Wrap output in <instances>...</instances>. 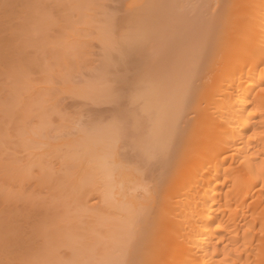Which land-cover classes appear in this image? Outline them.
I'll return each mask as SVG.
<instances>
[{"label":"bare ground","instance_id":"1","mask_svg":"<svg viewBox=\"0 0 264 264\" xmlns=\"http://www.w3.org/2000/svg\"><path fill=\"white\" fill-rule=\"evenodd\" d=\"M2 1H7V0H2ZM47 1H50V0H36V1L30 0L29 3H27V5H24L26 6L25 10H29L30 12L25 11L26 13L24 12V14L26 15V17H28L29 15H32L29 17L30 18L33 17L34 19L37 18V20H39L41 19L40 16L38 15L37 17H35L36 14L35 13L32 14V13L36 12L37 10L38 11L37 14H39L41 13V10H40L41 7L42 8L44 7L43 9L44 13H41L40 15L41 17L45 15L43 18V21L44 20L50 21V17L48 16V13H47L49 12L48 10L50 8H49ZM109 1L110 0H108L107 2L109 3ZM170 1L168 2L169 5L172 7L170 3L172 2L173 4L175 3L174 7L177 6L176 7L177 10L180 7L181 11L178 10V12L183 15L184 13H187L186 11L189 9V6H191L192 9L190 8V10L193 11L191 13L194 14V17H196V20H198L197 16L200 17L201 15H205V13L207 14L208 11H210V14L212 15H216V14L220 15V19L218 22H216V25L213 24L214 26H216V28L212 27L213 28L212 32L208 29L211 32L210 35L213 33L212 38L214 39L209 38V37L207 38L212 39V41L213 40L214 41L213 43H211L212 42L211 41L208 44L209 45L208 46L209 50H207L208 59L206 62L202 63L203 64V66H201L202 70H199V72H197L194 78L191 77L194 80L193 82L194 86L191 85L192 87H190L189 85L190 80L184 81L187 85L184 82H182L183 85L180 84L181 82L179 83L180 85L179 84L177 85V82H176L178 89H180L179 86L180 87L182 86L185 87V85L187 86L184 89L186 92L183 91L182 93L181 91L182 98L172 99L175 96H173V94L170 93L171 91H169L168 89L164 87L162 89L163 92L162 90L159 91V92H162L160 96H162L163 94L162 98L161 99L157 98V99H160L161 101L154 98L153 93L155 95L159 89L157 87H154L153 84L155 83V86H156V84L160 83L162 80L166 81L164 79L166 77L163 78L162 74H160L162 77L159 78V82H158V77H156L157 80L153 78L156 76V74L155 76H150L149 73L144 74V72H146L148 69L146 67L147 64H143L144 62H147L145 61V58H144V62L142 61L143 63L142 62L137 63V61H135L136 59L135 57L137 55L134 54L135 55L134 59H131L130 57L133 58L132 54L130 53L129 55L128 54L129 52L125 50L127 48H128L127 50H129L128 43L130 42V39L132 38L134 41H133V44L132 45L130 44V45L131 47H133V45L136 46L134 44L135 37H133L132 35V38H131L129 37L130 35H127L130 32L128 33L124 32L125 28L128 29V27L127 26L125 27V25L126 24L128 25L131 22V19H128L129 14H127L128 15L127 17H124V18L122 17L121 18L122 21L121 19L120 21H118L122 23V24H119V26L121 25L120 27L121 30L124 25V29L122 31L118 30L121 33H118V31L117 33L116 31H113L114 34H116L118 37H115L112 31H109V29L111 28L113 30L114 28H117L115 27L116 22L115 23L112 22L113 17H115L114 16L115 13L112 14L110 12L113 15V17L111 15L112 17V19H110L111 23L115 24L111 27L110 25L107 26L108 24L106 25V23H109L110 21L105 20V16H103L104 20L108 21L105 23V25L106 27H109V28L107 29L105 27L106 28L105 29L104 26L102 25L103 28L102 29L100 28L101 30L98 29L99 31H96L97 37L95 40L99 42L98 45H100L101 47L102 53L100 54L102 55V59H101L102 62L100 66H97V68H94L96 66L95 65L91 69L92 70L96 69L97 77L96 75L94 76V78L91 76H88L89 78L85 79V82H83L84 78H80V80L81 79L82 80L81 81L78 80L79 84H78V81L77 82L75 81L76 82L75 83L72 80L74 77L71 78L73 74L72 72H74V69L76 68L78 69V66H79L78 63L82 64L83 60L84 62L90 61L91 63V60L88 58L89 55L86 53L88 56L86 55L87 57L86 56L83 57L84 59L82 61H80L82 57L81 58L77 57L79 61H76L75 64L77 66L73 68L72 65L74 64L70 65V62H73L74 59L70 61L66 58L67 61L69 62L68 63L66 62L65 57L63 59V56L60 51H59L61 54V55L59 54L60 56L58 55L59 53L58 51L57 52H54V51L46 52L47 47L45 46V49H46L45 50L43 48L44 45H42L43 47L40 45L41 43L39 44L41 47L40 46H37V47H40V49L41 48L43 49L41 50V52L42 51L44 52V50L45 52L40 54L41 53L40 49L37 48V50L35 51H38V53L37 52L36 53L38 55L39 54L42 55L38 57L40 58L43 57V54H46V56L48 55V59L43 57V60L46 59V62L44 63L43 71H42V68H40L41 69L40 72L42 73H40L39 75L40 76L42 75L41 76L43 77L42 79L41 77L37 79L32 76L30 81L27 77H26L27 79L24 77L25 80L21 81L23 77H17V81H18V78L19 79L21 78L20 82L18 81L16 83L15 81L16 85L14 86L13 84L11 85V82L9 85H7L9 83V80H6L7 75L9 77L10 75L12 76L13 74L16 75L15 73H19V76L20 75L22 76V73L20 71L27 73L26 70H30L29 68L31 66L28 67L25 65L26 67H28V69L25 68L23 71V68L25 66L23 67L22 64L24 63L23 60L24 58L26 59V57L24 58L22 57L21 59L22 64H21L20 59L18 60L20 61L19 63L17 61L18 64L17 63L16 64L19 65V67L16 66L15 68L14 67L11 68V70H13L18 67L17 70L20 68L19 72L15 70L14 72L11 73V70H10L9 72L10 75H9L8 68L10 69L11 67L10 65H9L10 67L8 68L6 67L8 71L6 69H3V70H6V73H4L3 78L5 77L7 84H5V86L3 87L4 85L2 84L3 82H0L3 87L2 88L0 86L1 87L0 88V113H1L0 114V149L5 148L3 145L5 141H7L9 138L11 139L12 137H15L17 139L19 148H21L23 152H27L26 154L28 156V159L19 160L18 162L13 161L12 160L13 158L11 159L12 161L7 160L10 163L8 166L9 167L8 170L6 169L7 165L6 166L4 165L5 166L4 167L2 164H0V170H1L0 173L2 172V169H4L5 171L4 174L6 175L7 173L6 176L10 174L11 182H14V184H15V179L19 180L18 182H21L20 180H22V182H25L28 180L26 178L29 176L33 166L36 163H39L41 165H40V169L36 171L37 173L39 172L37 174L38 178L36 177V179H38L37 180L38 182L40 179V182L39 184L37 185L35 184V185L39 186L42 184L41 186L43 187V185L44 186L47 185L45 183L46 182L48 183L49 179L56 177L55 175L53 176L54 174L53 172H52L53 174L50 173L53 170L55 172V169L51 170L52 166L49 164L51 161L54 160V159L52 160V158H54L55 153H57L56 157L57 155H60L59 157L55 158L56 160L58 159L57 160L58 162L56 161L57 162L56 164L58 165V166L56 165L57 167L56 172H57V176L59 177V179H60L59 175H61L62 173L61 171L65 169L64 171L66 172V169L68 167H70V169L72 168L71 174L70 172L69 174L67 173L69 175L68 177L65 176L66 174L64 175L63 173L62 178L64 179H62L61 181L58 180L59 182L57 181L59 183L58 186L61 185L60 183H62L61 186L64 188H61V186L57 188V183L55 184L56 186L53 184L56 178H53L55 179L53 182H52L53 179L50 180L51 182H49L51 186L52 184L55 186V187H52L53 189L48 183V186H50L48 187L50 188V192H51V189L52 191L56 189L55 191H53L55 192L54 196H56L54 197V199L55 198L60 199V201L55 199V201L59 202V203L57 202L58 203L57 207L55 205L56 204L55 201H54L55 204L51 201L49 203L51 204L50 207L55 206L57 208V210L54 209L53 212H51V214L53 213L52 216L57 215L56 217H58L59 215V218L54 217L55 221L57 220L56 223L52 225L48 224L47 226L46 225L47 223L45 222L50 221L52 216L50 218L48 217V219L50 220H46L41 225V228L44 225H45V228L49 227L50 225L51 227H53V225L56 226L54 227V229L53 228L52 229L48 228L49 230L47 229L51 233L49 235L47 234L48 231L45 232L43 230V232L46 233L45 235V233L42 232L44 234V237L45 238L47 237V239L44 238L46 241L42 240L41 241L42 243L40 241H37V244H41L44 246L41 249L42 251H40L41 254L43 255L41 256V254L39 255V253H37L36 258L38 257L39 259L38 258L35 259L34 263L30 261L31 259L29 260L27 259L28 261L25 260L24 258L26 257V255L25 257L23 256L24 257L23 258L22 255L19 256L18 254L20 258H18L17 256V259L22 260L25 263H28L30 261L33 264H36V263L37 264H264V0H180V1L178 0L176 2H179L177 3L179 4V7L178 5H176L175 1L173 0H170ZM15 2L17 1H14L12 3H15ZM121 2H123V0ZM12 3L10 2L9 5ZM21 4L23 5V3ZM119 4H122V3H119ZM119 4H117L116 6H118ZM129 4H130L129 2H125L124 4L126 6L125 9L128 10V12L132 15L131 13L132 11L128 9ZM22 5L20 7H22ZM78 6L80 7L81 5L76 4L74 5V7L71 6L73 7L72 11H74V8L77 9ZM107 6H109V4ZM84 7H87V6L84 5ZM13 9L14 8L10 10H13ZM22 9L24 10V7ZM78 9L80 10V8ZM142 9H144V7ZM79 10H75V11L79 14ZM106 10H105V13L107 12ZM116 10H118V8ZM116 10L114 12L118 13V11ZM205 10H207V12H205ZM189 12L190 11H188V13ZM108 14H107V18H108ZM80 15H82V13ZM115 15L117 19V17L119 16H117V14ZM181 16L179 18L180 21H181ZM207 16L205 17V19L206 18L210 19L208 17H211V16H208V17ZM26 17L25 18L23 17L24 24L25 23L28 24ZM202 17L204 18V16ZM30 18H28V21ZM203 18H201V21L203 20ZM214 18L216 19V16ZM86 19L87 18H85V20ZM169 19L170 18L168 17V20ZM189 19H191V17ZM215 19H214V23H215ZM37 20L33 21L32 19L31 21L37 22ZM170 20L173 22L171 21L169 22L174 24L175 20H172V18ZM196 20L194 21L196 22ZM54 21L55 19L53 20V22ZM66 21L69 22L68 19ZM23 22L20 24L23 25ZM33 22L29 21V27H30V24H33ZM39 22H41L42 24V19L41 21L39 20ZM188 22L189 20L187 21V23ZM205 22L206 23L209 22L211 24V19L205 20ZM79 23L81 22L79 21ZM202 23H200L201 25H199V29L202 26ZM204 23H203L204 29H207L205 28L206 23L205 24ZM103 24H104V21H103ZM33 25H31L32 28L34 27ZM84 25L86 27H83ZM84 25L82 26L84 30L80 26L81 30L88 31V29L90 30L92 29V27H90V22L87 21L84 23ZM198 25L195 26L197 30H198ZM25 26L27 27V25ZM25 26L24 25L19 26V27H24V28H21V32L23 30L22 35H21L23 37L22 43L25 39L27 43L32 42V44H36L37 43L36 40L39 37L35 33H41L42 29L39 30L40 27H37L38 31H36L37 28L35 29L36 32L34 33L30 31L31 34L36 35L38 37V38L36 37V40H35L34 37L33 38L31 37L33 35L29 36L30 34L28 33L29 35L27 36V32L29 31L28 30L29 28H27L28 30L27 31L25 30ZM72 26L73 28H75V30L79 31V27H77L76 25H75L76 27L74 25ZM181 26L180 28L182 29ZM189 27H193V26L189 25L186 27V29L185 28L183 29L188 30L190 29ZM173 29L175 30L176 33L177 31L178 32L181 31V30L179 31V29L176 30V27ZM44 30L45 29L43 28V31ZM167 30L169 31V29H166V31ZM68 32L69 33L71 32V35ZM175 32L170 31V33H175ZM65 33L68 34V37L65 40L68 39V41L69 40L70 42L72 41L71 43L76 42L77 44L76 43L75 44L77 45V47H74V48L76 49V51L81 52V53L78 52L79 53L78 55H81L84 49H86L85 44L89 43L88 41H86V39L84 38L82 39L84 35L80 36L81 33L77 35L78 34L77 31L76 32L67 31ZM166 33H168L166 35L170 34L169 32H166ZM182 33L184 34L183 30H182ZM17 34L19 33L17 32ZM24 34L25 36H23ZM42 34H40V36ZM202 34L203 35H200V37L202 36L203 38L205 35L204 33ZM139 35L142 37L141 33ZM185 35L187 34H184V36ZM188 35L186 36L187 38L189 37ZM25 37L26 38L28 37L27 39H29L30 37L31 38L27 40ZM68 41L67 43L69 44ZM168 41H167L168 43H166V40L164 42L165 44H168V45L171 44L169 46L170 49H168L169 47L168 45H166L167 47L163 48L164 49L163 51L159 47L160 54L157 52L158 53L157 56L155 53H152L151 59L152 57L154 58L151 60L152 61L151 65L153 67H156V65L158 64V62H156L155 60H157L158 56L160 55L162 58L166 57L167 62L165 59L164 61L167 64L169 63L172 64V62L176 63L175 62L177 60L176 58H178L177 60L178 62L176 63V65L179 63V61L180 63L181 62L183 63L184 58H185V61L188 58L187 53L189 52H187L186 54L184 53L182 54L180 53L181 50L179 51V54L186 55V57L181 59L179 54L177 53L178 51L176 52V50L174 54L176 57L172 56L174 53L173 52L174 48H172L173 43H171L172 41L169 38H168ZM197 42H196V45H199L197 44ZM206 42L207 40L204 39L203 43L205 44H203V46L205 45V47H207L206 44L208 43ZM67 43L65 42V45ZM147 44H149V42ZM125 45L127 47H125ZM34 46L36 45H33V47ZM25 47L27 49L28 45H26ZM29 47H32V46H29ZM79 47L81 48V50H78ZM70 51L72 50L70 49ZM185 51H187L186 48H185ZM201 51L202 50H200L199 54L203 53L204 50L202 52ZM53 52L57 54L58 57L57 55H53ZM73 52H74V49H73ZM89 52L90 51H88V53ZM116 52L118 53V57L117 56L115 57V55H117ZM130 52L132 51L130 50ZM135 52H138V51H135ZM144 52L143 50L141 51L139 49V52L137 54L140 57L141 54L143 53V56L145 54V57H147L146 53ZM50 54H52L53 56L57 58L50 57L52 56ZM164 54L165 55L167 54V56H169L170 59H168L167 56H163ZM199 54L198 56H200ZM71 55H72V52H71ZM192 56H194V54H192L191 57ZM94 57L96 58V56ZM59 58L60 60H58ZM194 58L195 57H193V59ZM198 58H201V57H198ZM53 59L55 62L54 64L56 65H58L57 64L58 61L60 62L59 64H61V62L62 64L64 62H66V64H69V65H66L64 63V65L62 64H61L62 66L60 65L61 67L68 66L67 70H69L67 71L68 73H65V74L63 73V75L61 76V81L58 78H56L58 77L57 73H54L55 71L58 70V68H55L57 70H54V71L51 69L52 68L51 66L54 64L51 63L52 65H50V62H52ZM61 59L64 60V62L61 61ZM148 59L150 61V57ZM12 60L14 61V59ZM28 60H26L25 62H28ZM55 60H58V61H55ZM137 60H139L138 57H137ZM140 60H142V58ZM30 61L28 62L30 65L34 64L33 57L32 59H30ZM117 62L121 65L128 67L126 68V70H125V67H123L125 70V76L123 75L124 73L120 74L123 70L118 71L116 69L117 67L119 69L121 68L120 66L117 65ZM198 62H201V61L198 60ZM129 63L131 65H136L135 67L133 66L134 68H137L141 64L145 65L144 67L145 69L143 68L144 72L141 69H139L140 73H138L137 71H133L134 68L131 69L129 66L130 65ZM153 63H155V66L153 65ZM115 64L117 67L115 66ZM171 64H169L168 66H170ZM180 65L179 67L181 68ZM193 65L194 64L192 63V66ZM70 66L72 67L70 68ZM113 66H115V69H114L115 71L111 70ZM183 66L181 68L182 71L185 69V73L186 75H188L187 72L191 71V68L190 70L186 72V68L183 69ZM171 67L173 68V65ZM33 68L34 67H32V70ZM138 68H140V66ZM97 69L100 71H98ZM129 69L131 70L130 74H132V72H137L138 73V74L136 73L137 76H135V73L132 74L133 76L131 75L132 77L130 76V74L128 76L127 71ZM151 69L153 68H150V70ZM92 70L90 71V73L92 72ZM158 70H161V69H158ZM192 71H194V69ZM29 72L30 71H28L27 76L30 75L31 72L30 73ZM149 72L151 73V71ZM155 72H159V71H155ZM69 73H72V74H69ZM141 73L142 75L144 74V76H142ZM2 74L3 73H0V77L2 76ZM54 74L58 82H54L52 80V78H54ZM81 74L82 73H80V75ZM24 75L25 74H23V76ZM39 75L37 74V76ZM111 75L112 77L114 76L112 80L110 78ZM126 75L128 76V78L131 77L130 78L131 80L128 78H125ZM146 75L148 76L145 77ZM190 75L193 76V74H190ZM190 75H188L189 78H190ZM16 76L15 77L12 76V77L16 79ZM138 76H142V77H138ZM188 76H186L187 79H188ZM77 77L75 76V78ZM86 77H87V74H86ZM148 77H150L149 78L150 81L154 83L151 84V82L148 81L149 80ZM182 77L183 79L181 81L185 79L184 78L185 76H182ZM143 78L144 80L146 79L145 82ZM56 79L54 80L56 81ZM90 79L92 80L90 81ZM126 79L127 81L129 80V82L131 81L135 82V80L137 79L138 80L132 85L129 84V87L127 89L123 86L129 83L126 81ZM175 79H176V76H175ZM5 80L1 79V81H5ZM86 80L89 82H87ZM35 81L36 82L38 81L37 84L35 83ZM138 81H140V83H138ZM164 81H162L163 84L161 82V85L170 86L169 83L165 84L167 83V81L166 82ZM186 81H189V82H186ZM111 82L114 83V88H111L113 87V85L110 84ZM123 82L124 83L126 82V83L124 84ZM117 84L118 86L121 85L123 88H125V90H128L127 92L129 95L127 94L128 97H126V101L125 99L123 100L126 103L123 102L122 104H120L121 102H119L122 98L121 94H124L123 96H126L125 95L126 91L122 89V87L120 86L121 91H124V93L120 94L119 93L120 91L117 89L118 88ZM144 84H146L147 86ZM115 86H117V88H115ZM31 89L32 90L39 89L41 92L39 91L38 93V90L34 92L41 94V95H43V90H44L45 95H43V97L39 96L41 97V100H42V102L40 101L42 103L41 105L39 104L38 106L37 104H35V100L37 99L36 101H38L39 97L36 98L37 95L36 97L33 96L35 94L30 93V92H33ZM113 89H114V92H113ZM153 90L154 91L156 90V91L154 92ZM188 90H190L191 92ZM117 91H119L118 93L120 94V96L113 95L115 92L117 93ZM23 92L26 93V95ZM164 92H166V95L168 94L169 96L170 95L171 96L170 97L168 95H167L168 97L164 96L165 94ZM155 96L156 97L159 96V93H157ZM23 97L26 100H24ZM26 97H30V100H27ZM65 97L66 98L68 97L67 100H70L71 97H72L71 98L72 100L75 97V101L78 100V98L79 100L81 98V99H84V102L87 100L86 102L89 103L90 105H92L91 103H93V105L96 103L99 106H102L103 104L99 101L102 98L104 99V101H106V103L107 102L109 103L111 98H114L113 99L114 101L118 99V101L116 102H117V105L119 102V105L117 107L116 103L115 105H110L111 103L109 104L110 105L109 107L114 106L113 108H116V109L115 110L113 109L115 112L114 111L112 112L114 113L112 112H111L112 114L110 113L111 116L108 115L111 117V119H108V118L106 119L108 121L109 120L111 121L108 124H107L108 121L106 120L104 121V118H105V115L107 116V113L110 112L108 111L109 107L107 108L108 110L105 109L104 118H103V113L101 114L100 112L99 117L101 119L96 118L98 117L99 110H97L98 112L91 111L93 113H90L89 110H94V109H89L87 111V109H84V108L83 109L86 110L88 113V114L86 113L87 115L95 113L94 115H96V117H93L92 115L83 116L82 113L84 112L80 113L81 112L80 110L82 109L80 108L79 110L80 112L73 113L71 111L73 116L76 118L74 117L71 118V117H68L67 115L66 117L71 118V119H67L63 117L66 114L65 113L66 108L68 110V107H67L68 104L66 103L67 100L65 99ZM164 97L165 99L166 98L167 99L166 100L163 99ZM105 99H109V101ZM62 100L63 101L66 100L64 102L67 105L63 104L64 102H61ZM88 101H90L91 103ZM98 101L101 103V105ZM26 102L28 103L30 102V103L28 104ZM31 102H33L36 106L33 105V103ZM16 103L17 104L19 103L18 107L20 106V103H21V108L23 109L17 108ZM47 103H49L48 105L50 106H48ZM45 104L47 105V107L45 106ZM28 105L30 106V108L34 107V110H31V109L28 110L29 109ZM61 105L65 106L66 108H62L63 106ZM99 106L97 107L99 108ZM24 107L26 110L24 109ZM49 108L50 110L52 108L54 113L52 110L49 112ZM174 108L176 109L179 108V110L182 109L180 110L182 111V117L179 116L181 114L177 112L178 109L176 111L178 113V116L176 115V113L174 112L175 110H173ZM185 108L186 109L189 108V109L185 111ZM15 109H19V110H15ZM37 109L39 110L42 109L44 110V112L42 110L39 111ZM46 109L48 110V113ZM100 109L102 110V108ZM170 109H172V111L175 113L176 115L175 117L173 113H171V116H170V112H171ZM22 110H25L24 113H21L23 112ZM169 110L170 112L167 117L165 113L168 112ZM26 111H28L29 113L36 112L35 113L36 115L32 113L29 114ZM60 112L61 114H59ZM62 112H64L65 114L64 113L62 114ZM71 112L70 113L67 112L69 116L71 115ZM16 114L17 116L18 115H21V116H19L15 120L17 116L15 118L13 117ZM53 114H55L54 116H56V118L58 114L57 122L60 118L58 123L54 121L56 118L54 117L53 119ZM85 116L88 117L89 119H87ZM164 116H166L168 120L165 121ZM25 118H27L26 119L27 121L29 120L28 121L29 124L27 123ZM51 118H52V121H54V123H57V124H54L51 121ZM83 118H86V119H84L83 121ZM94 118H96V120ZM179 118L180 120H178ZM72 119L73 121H70ZM118 119H120L121 121L119 122ZM170 119L171 120L173 119V121H170ZM85 120L87 122H85ZM174 120L178 121L179 123L181 121L182 125H180L179 127L178 122L176 123L174 122ZM168 121L176 123L175 125L177 126L173 127V125H170L171 123ZM98 122L99 123L102 122V123L99 124ZM103 122H106V124ZM52 123L54 124V126L52 125ZM55 125L57 126L55 127ZM168 125L170 126V128L166 129L165 126L167 127ZM171 126L174 129L173 128L171 129ZM178 127L180 129H177ZM11 129H12V133H11ZM35 144L36 146H34ZM126 147L130 148L133 153L131 152L132 154H129L128 152H130V150L127 149ZM123 148H126L125 149L126 152L128 153V155H131V156L126 155L127 153L124 155L125 151ZM122 150L124 153L122 152ZM1 151L4 152L5 150L1 149ZM47 154H50V155H47ZM6 155L7 153L5 151V153H3V155L0 156L1 159L4 158V157L2 158V156H6ZM44 155L45 156L47 155V156L45 157ZM163 156H164V159H163ZM34 157H38L37 158L38 160L36 159L34 160ZM44 157L47 160H45ZM6 158L9 159V157H6ZM48 159H51V160L49 161ZM43 161L44 162L47 161L46 163L49 162L48 163L49 167ZM42 162L45 164L46 169ZM1 165L3 166L2 168H1ZM49 168H50V171L47 170ZM48 173H50L49 177H48ZM35 174L36 173H34V175ZM36 179L34 180L35 182H36ZM2 180L4 179L1 178L0 181ZM66 180H68L67 184H66ZM34 181H31V183L32 182L34 183ZM0 184L2 185L1 182ZM63 184H65L66 186ZM16 185L18 186L19 183ZM10 186H12V184H10ZM28 186L29 184L28 185L24 184V188L22 186L19 189L21 190L24 189L23 192H25V189ZM36 186H34V188ZM5 187L6 189H9V187L7 188V184H5ZM5 187L3 190H5ZM12 187H13L12 190L14 193L13 196L15 200V198L17 199V197L18 196L20 197V195L18 194L19 192L17 190L18 187L16 186L15 188L14 186ZM29 187H28V190H29ZM45 188H46V191H45ZM45 188H41L42 191L44 189V192H45V195L42 194V196L43 198L45 196V199L47 201V198L49 196L46 198V193H49L48 192L49 190L47 186ZM31 190L32 189H30V191ZM10 191H11V187H10ZM37 192L38 191L36 189V193ZM53 192L50 194L51 196H53ZM30 193L31 192L28 191L27 194H30ZM40 193H37V195L38 194L40 195ZM27 194L22 193V196L24 195L26 198ZM2 195L4 196L3 200L7 199L5 198L6 192H2L0 196L3 197ZM13 196H11V199H13ZM24 196L21 197L20 199L24 198ZM33 196H36V195L33 194ZM28 198L25 199V201L26 200L28 201L29 200ZM43 198L41 200L42 202L44 201L45 203V200H43ZM11 199L9 198V200ZM48 199H52V198H48ZM17 200H19V198ZM17 200L15 201L16 203L18 202ZM35 201L37 200L35 199ZM29 202L32 203L33 201L29 200ZM44 203H42V205ZM52 203L54 204V206ZM33 204H35V202L32 203L31 205ZM49 204L46 203L45 204L46 206L43 205L46 207L45 209H47V212L50 211V210L48 211ZM58 205L60 208L58 207ZM39 207H41V205ZM32 209L35 211L34 208ZM57 211H60V212L58 213ZM21 217L23 218V216ZM23 219L22 221L24 222L25 220ZM45 219H46V216H45ZM23 222H19V224L20 223L22 224ZM50 222L52 223V221ZM36 223L34 222L33 225ZM82 223H84L85 226H87V228L81 229V227L83 226L81 225ZM36 225L35 227H37ZM17 226H18V223H17ZM14 227H11L12 230ZM4 229L2 228V230ZM33 229L30 231L31 234L34 233V232L32 233V231H35ZM36 229L38 231V227ZM83 229H84V232L82 231ZM23 231L24 230H22L21 232ZM39 231L41 232V229H39ZM5 232L7 233L8 230ZM12 233L14 232H11V234ZM7 235L9 234L5 235L4 233V236H7ZM18 237L19 239H21L20 236ZM36 239L37 238L35 236V240ZM2 240L5 241L3 238ZM28 241H31V239L30 240L28 239ZM27 243H30V245L27 244L29 245V251H30L31 250L30 246H32L31 243L33 242H27ZM5 244H7V242ZM5 244L2 243V245H5ZM39 246L40 245H37L38 248ZM30 252L31 254L33 252L35 253V251L33 252L30 251ZM61 252L62 253L64 252V253L62 254ZM14 254H17V252ZM34 256L35 254H33L32 257L30 256V258H33ZM21 257L24 260L21 259ZM17 259L15 258L13 260H17ZM36 260H38V262ZM16 264H19V263L16 262Z\"/></svg>","mask_w":264,"mask_h":264},{"label":"rangeland","instance_id":"2","mask_svg":"<svg viewBox=\"0 0 264 264\" xmlns=\"http://www.w3.org/2000/svg\"><path fill=\"white\" fill-rule=\"evenodd\" d=\"M12 3V2H14V1H17V2H15V3H12V4H10L9 5V3L10 2ZM20 1H21V3H23V5L20 3ZM28 1V2H27ZM29 1L30 0H24V1H22V0H7V1H2V0H0V36H1V34H2V36L0 37V73H3L2 74V76L0 77V82H3L2 84H4L3 85V87L5 86V84H7V81L6 80H9V83L7 84V85H9L10 84V82H11V85L13 84V86L14 85H16V83L19 81L20 82V79L18 78V81H17V77H23L22 78V80L21 81H23V80H25V78L27 77L28 79H29V81H30V79H31V77L33 76L34 78H39V77H41L39 74L40 73H42V72H40V68H42V71H43V68H44V63L46 62V59H48V55L46 56V54H43V57L44 58H46V59H44L43 60V57H38V56H42V55H40V54H42V53H44L45 52V50H46V52L48 51H54V52H61V54H62V56H63V59H64V57H65V59L67 58L68 60H73V62H70V65L71 64H74V65H72L73 66V68H75L77 65L75 64L76 63V61H79L78 60V58L77 57H82L81 58V60L80 61H82L84 58L83 57H85L87 54L89 55H87L88 56V58L91 60V63H90V61H88V62H84V60L82 61V64H80V63H78V69H77V71H76V69H74V72H72V73H69V74H72V76H71V78H73L72 80L75 82H77L78 80L79 81H81L80 80V78H84V81L83 82H85V79H88L89 77L88 76H91V77H93L94 78V76L97 74V72H96V69H94V68H97V66H100L101 65V62H102V55L100 54V53H102V51H101V47H100V45H98L99 44V42H97L95 39H96V37H97V34H96V31H99V30H101L102 28H103V26H104V28L106 27V25L107 26H109L110 25V27L111 26H113V25H115V27H117V28H114V30L111 28V29H109V31H112V33L114 34V32L113 31H116V33H117V31L118 30H120V31H122L123 29H124V25H123V27H122V30H121V25L119 26V24H122L121 22H118V21H120V19L123 17H127L128 15L127 14H129V18L128 19H131V24L128 26L127 24L125 25V27L127 26L128 27V29H126L125 28V30H124V32H130L129 34H127V35H130L129 37H131L132 38V35H133V37H135V45L136 46H134L133 45V47H131V45L133 44V38L132 39H130V42L128 43V47H129V50H127V49H125L126 51H128L129 53V55H130V53L132 54V56H133V58L132 57H130L131 59H134V57H135V55H137L135 58V61H137V63L138 62H144V58H145V61H147V62H142L143 64H147L146 65V67L148 68L147 69V71L146 72H144V67H145V65H142L141 63V65H139L140 66V68H134L136 65H131L130 63V65L129 64H127V65H129L130 66V68L132 69V68H134L133 69V71H137L138 73H140V70L139 69H141V70H143V72H144V74L146 73H149L150 74V76H155V74H156V76L155 77H153V78H155V80H157V78L156 77H158V82H159V78H161L162 76H163V78L164 77H166V78H168V79H166V78H164L166 81H167V83H165V84H170V86L169 85H161V82L162 81H164V80H160L161 82L160 83H158V84H156V86H155V83L154 82H151L150 81V77H148V81H150L151 82V84L152 83H154L153 85H154V87H157L159 90H158V92L157 93H159V96H155L154 95V93H153V96H154V98H162V96H163V94H162V96H160L161 95V93L163 92V87L164 88H166V89H168L169 91H171L170 93H172L173 94V96H175V97H173L172 99H179V98H182L181 97V94L183 93V91H185L184 89H185V87H187L186 85V83L184 82L185 80H190V87H192L191 85H193L194 83V80H193V78H194V76L197 74V72H199V70H202L201 68V66H203V64L202 63H204V62H206L207 61V54H208V52H207V50H209V48H208V44L212 41V39H214V38H212L213 36V33L210 35V33L213 31V28L212 27H215L216 28V26H214V25H216V22H218L219 21V19H220V15L219 14H216V15H212V14H210V11H208L207 12V10H205V12H207V14L205 13V15H201L200 17L199 16H197L198 18V20H196V17H194V14L193 13H191V12H193V11H191L190 10V8L192 9V7L191 6H189V9L186 11L187 13H184V15L183 14H181V13H179L178 12V10H180L181 11V9H180V7H179V4H177V3H179V2H176V1H178V0H173V1H175L176 2V5H178V10H177V6L176 7H174V4H173V2L172 3H170L171 5H172V7L174 8H172L170 5H169V1L170 0H153V1H151V0H123V2H121L122 0H110L109 1V3L107 2L108 0H50V1H47V3H48V5H49V12H47L48 13V16L50 17V21L49 20H44L43 21V18H44V16L45 15H43V17H41V13H44V7L42 8L41 7V13H39V14H37V10H36V12H33L32 14H36V16L35 17H37L38 15L40 16V18L42 19V24H41V22H39V20L41 21V19H39V20H37V18H30L29 16H32V15H29L28 17H26V15L24 14V12L26 11H28V12H30L29 10H25L26 8V6H24V5H27V3H29ZM36 1V0H35ZM61 1H63V2H61ZM70 1V2H69ZM90 1V2H89ZM92 1V2H91ZM119 3H122V4H119ZM180 1V0H179ZM4 2V3H3ZM9 2V3H8ZM26 2V3H25ZM60 2V3H59ZM66 2V3H65ZM72 2V3H71ZM88 2V3H87ZM106 2V3H105ZM125 2H129L130 4H129V6H128V9L129 10H131L132 12V15L128 12V10H126L125 9ZM150 2H151V4H150ZM163 2V3H162ZM165 2V3H164ZM171 2V1H170ZM31 3V2H30ZM32 3H33V1H32ZM67 3H69V4H67ZM74 3H76L77 5H81L80 7L78 6V8H80V10L77 8H74V11H72L73 10V7H74V5H76V4H74ZM103 3V4H102ZM112 3V4H111ZM119 4L118 6H116L117 4ZM124 3V4H123ZM149 3V4H148ZM20 4V5H19ZM51 4V5H50ZM59 4V5H58ZM72 4V5H71ZM85 6H87V7H84V5ZM109 4V6H107ZM115 4V5H114ZM5 5H7V6H5ZM22 5V7H20ZM62 5H63V7H62ZM64 5H66V6H64ZM90 5V6H89ZM122 5V6H121ZM163 5V6H162ZM4 6V7H3ZM14 6V7H13ZM71 6H73V7H71ZM112 6V7H111ZM115 6V7H114ZM24 7V10L22 9ZM58 7H60V8H58ZM71 7V8H70ZM108 7V8H107ZM121 7V8H120ZM124 7V8H123ZM144 7V9H142ZM12 8H14L13 10H10V9H12ZM56 8H57V10H56ZM62 8V9H61ZM66 8V9H65ZM68 8V9H67ZM84 8V9H83ZM95 10H94V9ZM106 8H107V10H106ZM118 8V10H116ZM123 8V9H122ZM140 8V9H139ZM146 8V9H145ZM148 8V9H147ZM154 8V9H153ZM169 8V9H168ZM55 9V10H54ZM60 9V10H59ZM98 9V10H97ZM103 9V10H102ZM112 9V10H111ZM137 9V10H136ZM176 9V10H175ZM23 10V11H22ZM39 10V9H38ZM75 10H79V14L75 11ZM82 10V11H81ZM85 10V11H84ZM105 10L107 11L106 13H105ZM118 11V13L117 12H114V11ZM150 10V11H149ZM157 10V11H156ZM159 10V11H158ZM170 10V11H169ZM176 12H175V11ZM10 11V12H9ZM19 11H20V13H19ZM56 11V12H55ZM66 11V12H65ZM81 11V12H80ZM93 11V12H92ZM125 11V12H124ZM135 11V12H134ZM148 13H147V12ZM188 11H190L189 13H188ZM13 12V13H12ZM25 12V13H26ZM40 12V11H39ZM59 12V13H58ZM88 12V13H87ZM117 14V16H119V17H117V19H116V15L114 14V16L115 17H113V15L111 14ZM134 12V13H133ZM150 12H151V14H150ZM169 12V13H168ZM12 13V14H11ZM23 13V14H22ZM82 13V15H80ZM97 13V14H96ZM109 13V14H108ZM143 13V14H142ZM157 13V14H156ZM163 13V14H162ZM173 13V14H172ZM174 13H175V15H174ZM179 13V14H178ZM191 13V14H190ZM21 14V15H20ZM63 14V15H62ZM89 14V15H88ZM91 14H92V16H91ZM103 14V15H102ZM107 14H108V18H107ZM122 16H121V15ZM137 14V15H136ZM148 14V15H147ZM167 14V15H166ZM191 16H190V15ZM193 14V15H192ZM208 14H210V15H208ZM18 15V16H17ZM22 15H23V17L25 18L26 17V19H27V22H28V24H24V20H23V17H22ZM51 15V16H50ZM70 15V16H69ZM110 15V16H109ZM111 15H112V17H113V19H112V17H111ZM131 15V16H130ZM144 15V16H143ZM150 15V16H149ZM155 15V16H154ZM182 15V16H181ZM211 16V17H208V16ZM15 16V17H14ZM59 16V17H58ZM66 16H67V18H66ZM103 16H105V20H108V21H110L109 23H106V22H108V21H105L104 20V17ZM140 16H141V18H140ZM143 16V17H142ZM174 16V17H173ZM176 16V17H175ZM180 16H181V21H180ZM185 16V17H184ZM186 16H187V18H186ZM202 16H204V18L202 17ZM208 17V18H210L211 19V24H212V26H211V24L209 23V22H205V20H210V19H205V17ZM216 16V19L214 18ZM19 17V18H18ZM52 17H53V19H52ZM69 17V18H68ZM76 17H77V19H76ZM97 17V18H96ZM158 17V18H157ZM162 17V18H161ZM168 17L171 19L172 18V20H175L174 21V24H172L171 22H173V21H171L170 19L168 20ZM183 17V18H182ZM191 17V19H189ZM215 19V23H214V19ZM13 18V19H12ZM28 18H30L31 20L33 19V21H35V20H37V22H33V21H31L30 19H29V21L30 22H33V24H35V25H33V24H30V27H29V21H28ZM39 18V17H38ZM71 18V19H70ZM85 18H87L86 20H85ZM107 18V19H106ZM135 18V19H134ZM140 18V19H139ZM144 18H145V20H144ZM156 18V19H155ZM201 18H203V20L201 21ZM218 18V19H217ZM22 21H21V20ZM52 19V20H51ZM55 19V21L53 22V20ZM64 19V20H63ZM68 19V21H69V19H70V23L69 22H67L66 20ZM84 19V20H83ZM110 19H112V22H116L115 24L113 23H111V20ZM116 19V20H115ZM159 21H158V20ZM179 19V20H178ZM196 20V22L194 21V20ZM156 20V21H155ZM167 20V21H166ZM184 20V21H183ZM189 20V24L187 23V21ZM191 20V21H190ZM15 21V22H14ZM79 21L81 22V23H79ZM84 21V22H83ZM90 22V27H92V29L90 30V29H88V31H83L84 30V28L83 27H86L85 25H84V23L85 22ZM102 21V22H101ZM103 21H104V24H103ZM121 21H122V19H121ZM130 21V20H129ZM158 21V22H157ZM169 21H171V22H169ZM198 21V22H197ZM23 22V25L25 26V25H27V27L25 26V30H27V28H29L27 31V36L29 35V36H31V35H33V34H31L30 33V31L32 32V33H34V32H36V31H38V28L37 27H40V29L39 30H41L42 29V32L41 33H35V34H37V36L39 37H37L36 35H33V36H31L32 38L34 37L35 38V40H36V37L38 38L37 40H36V42L38 43H36V44H32V42H30V41H28V42H30V43H27V41H25V39H24V41H23V43H22V40H23V37L21 36L22 35V32H23V30H22V32H21V28H24V27H19V26H23V25H21L20 23H22ZM26 22V21H25ZM47 22V23H46ZM76 22V23H75ZM94 22H96V23H94ZM184 22V23H183ZM186 22V23H185ZM193 22V23H192ZM204 23L205 24V28H207V29H204V25H203V23H202V26H203V28H202V26L200 27V29H199V25H201L200 23ZM37 23H38V25H37ZM39 23H40V25H39ZM58 23V24H57ZM105 23H106V25H105ZM162 23H163V25H162ZM165 23V24H164ZM183 23V24H182ZM192 23V24H191ZM198 23H199V25H198ZM45 24V25H44ZM68 24V25H67ZM71 24V25H70ZM146 24V25H145ZM148 24V25H147ZM188 24V25H187ZM214 24V25H213ZM31 25H33L34 27L32 28V26ZM47 25H49V26H47ZM63 25V26H62ZM72 25H76L77 27H79V31L78 30H75V28H73V26ZM84 25V26H83ZM100 25H101V27H100ZM103 25V26H102ZM135 25V26H134ZM150 25V26H149ZM182 25V26H181ZM193 26V27H189L190 29H188V30H184L183 28H185L186 29V27L187 26ZM196 25H198V30H197V28L195 27ZM209 25V26H208ZM46 26V27H45ZM60 26V27H59ZM64 26H66V27H64ZM75 26V27H76ZM83 28V30H81L80 28L81 27ZM93 26H95V27H93ZM164 26H166V27H164ZM172 26H173V28H175L176 27V30L177 29H179L180 28V26L182 27V29L180 28L179 29V31L182 33V30L184 31V34H190V35H188L189 37L187 38L186 36L187 35H185L184 36V34L182 33V35H181V33L180 32H178L177 31V33L175 32V30L172 28ZM179 26V27H178ZM45 29L44 31H43V28ZM132 27V28H131ZM134 27H135V29H134ZM150 27V28H149ZM151 27H153V28H151ZM171 29H170V28ZM211 27V28H210ZM10 28H12V29H10ZM31 28H32V30H31ZM37 28V29H36ZM59 28V29H58ZM68 28V29H67ZM101 28V29H100ZM107 29L109 28V27H106ZM105 28V29H106ZM163 28V29H162ZM33 29H34V31H33ZM35 29H36V31H35ZM76 29H78V28H76ZM86 29V28H85ZM99 29V30H98ZM166 29H169V31L167 30L166 31ZM204 29V30H203ZM211 31H209V30ZM15 31V32H13V31ZM24 30V31H25ZM62 30V31H61ZM65 30H67V31H77L78 32V34L77 35H79L80 33V36H83L84 35V37H82V39L84 38V39H86V41H88L89 43H87V44H85L86 46H85V48L87 49H84V51L82 52V54L81 55H78L79 53H81V52H79V51H76V49L74 48V47H77V43L75 44V43H71L70 42V40L68 41V39L67 40H65L67 37H68V34L67 33H65V32H67V31H65ZM200 30V31H199ZM208 30V31H207ZM215 30V29H214ZM8 31V32H7ZM120 31H118V33H121ZM153 31V32H152ZM170 31H172V32H175V33H170ZM186 31V32H185ZM12 32V33H11ZM17 32L19 33V34H17ZM60 32V33H59ZM166 32H169L170 34L169 35H166V34H168V33H166ZM195 32V33H194ZM14 33V34H13ZM29 33V34H28ZM42 33H44V34H42ZM69 33V32H68ZM141 33V35H142V37L139 35ZM202 33H204V37L202 38V36L200 37V35H203ZM17 34V35H16ZM39 34V35H38ZM40 34H42L41 36H40ZM62 34V35H61ZM70 35H71V32L69 33ZM96 34V35H95ZM194 36H193V35ZM195 34H197V35H195ZM210 36H209V35ZM89 37H88V36ZM135 35V36H134ZM144 35V36H143ZM168 36V37H166V36ZM207 35V36H206ZM16 36H18V37H16ZM23 36H25V34L23 35ZM54 36V37H53ZM56 36V37H55ZM76 36V35H75ZM92 36V37H91ZM94 36V37H93ZM114 36L115 37H118L116 34H114ZM140 36V37H139ZM11 37V38H10ZM30 37V38H31ZM88 37V38H87ZM139 37V38H138ZM178 37V38H177ZM184 37V38H183ZM207 37H209V38H212V39H208ZM16 38V39H15ZM26 38V37H25ZM28 38V37H27ZM26 38V39H27ZM29 38V39H30ZM59 38V39H58ZM141 38V39H140ZM147 38H149V39H147ZM159 38V39H158ZM168 38L172 41L171 43H173V47L172 48H174V50H173V55L172 56H175L174 54H175V50H176V52L179 54V51H180V53H184V54H186L187 52H189V53H187V59H186V61H185V58L184 57H186V55H181V54H179V56H180V58L181 59H183L184 58V62L182 63H180V61H179V63L176 65V63L178 62L177 60H178V58H176L177 60L175 61L176 63H173L172 62V64L171 63H169V64H171L170 66H168L169 64H167L166 62H167V60H166V57L164 58H162L161 57V55L160 56H158V61L157 60H155L156 62H158V66L156 65V67H153L151 64H152V59L154 58V57H152V59H151V55H152V53H155L156 54V56H157V54L160 52V48H161V50L163 51L164 49L163 48H166L167 46L166 45H168V44H165V40H166V43H168V42H170V41H168ZM186 38V39H185ZM29 39H27V40H29ZM69 39H71V38H69ZM140 39V40H139ZM182 39H184V40H182ZM187 39H189V40H187ZM204 39H206L207 40V47H205V45L203 46V44H205V43H203V40ZM33 40V39H32ZM51 40V41H50ZM65 40V41H64ZM182 40V41H181ZM197 40H198V42H197ZM34 41V40H33ZM67 41L69 42V44L67 43ZM153 41V42H152ZM160 41V42H159ZM168 41V42H167ZM200 41H202V42H200ZM214 41V40H213ZM213 41L211 42V43H213ZM4 42V43H3ZM52 42V43H51ZM64 42V43H63ZM65 42L67 43L66 45H65ZM95 42V43H94ZM149 42V44H147V43ZM151 42V43H150ZM157 42H158V44H157ZM162 42H164V43H162ZM196 42H197V44H199V45H196ZM205 42V41H204ZM34 43V42H33ZM41 43V44H40ZM42 43H44V44H42ZM48 43V44H47ZM84 43H86V42H84ZM83 43V44H84ZM92 43V44H91ZM138 44V46H137V44ZM181 43V44H180ZM28 45V47H27V49H26V45ZM31 44V45H30ZM42 46V45H44V49H45V46L47 47L45 50H44V52L42 51L41 52V50H43L42 48L40 49V45ZM75 44V45H74ZM131 44V45H130ZM145 44H147V45H145ZM163 44H165V45H163ZM202 46H201V45ZM33 45H36V46H34L33 47ZM69 45V46H68ZM91 45V46H90ZM130 45V46H129ZM141 45V46H140ZM160 45V46H159ZM162 45H163V47H162ZM171 44H169L168 45V47L170 46ZM29 46H32V47H29ZM37 46H40V47H37ZM51 46V47H50ZM52 46H53V48H52ZM79 46V45H78ZM152 46V47H151ZM184 46H186V47H184ZM191 48H190V47ZM193 46V47H192ZM196 46V47H195ZM70 47V48H69ZM92 47V48H91ZM125 47H127L126 45H125ZM124 47V48H125ZM131 47V48H130ZM139 47H141V48H139ZM151 47V48H150ZM160 47V48H159ZM189 47V48H188ZM194 47H195V49H194ZM198 47V48H197ZM202 47H204V48H202ZM14 48V49H13ZM23 48V49H22ZM37 48H39L40 49V54L38 55L37 53H38V51H35V50H37ZM80 48V47H79ZM78 48V50H81V48L79 49ZM98 48V49H97ZM142 51L143 50V52L144 53H146V56L147 57H145V54H144V56H143V53L141 54V58H142V60H140L141 58L138 56V52H139V49ZM144 48V49H143ZM185 48H186V50L187 51H185ZM200 48V49H199ZM50 49H52V50H50ZM57 49V50H56ZM61 49V50H60ZM70 49L72 50V51H70ZM73 49H74V52H73ZM154 49H155V51H154ZM168 49H170V47L168 48ZM206 49V50H205ZM4 50V51H3ZM63 50V51H62ZM93 50V51H92ZM130 50L132 51V52H130ZM166 50V49H165ZM190 50V51H189ZM200 50H204L203 51V53H204V55H203V53H200L199 54V52H200ZM17 51V52H16ZM88 51H90L89 53H88ZM100 51V52H99ZM135 51H138V52H135ZM197 51V52H196ZM201 51V52H202ZM10 52H12V53H10ZM37 52V53H36ZM53 52V55H57V54H55ZM60 52L58 53V55L60 54ZM71 52H72V55H71ZM77 52V53H76ZM79 52V53H78ZM94 52H95V54H94ZM135 52V53H134ZM158 52V53H157ZM166 52V51H165ZM171 52V51H170ZM8 53V54H7ZM87 53V54H86ZM161 53H163V52H161ZM168 53V52H167ZM176 53V54H177ZM35 54V55H34ZM60 54V55H61ZM64 54V55H63ZM67 54V55H66ZM93 56H92V55ZM116 54L117 55H115V57L117 56L118 57V53L116 52ZM135 54V55H134ZM150 54V55H149ZM160 54V53H159ZM170 54V53H169ZM188 54H189V56H188ZM192 54H194V56H192L191 57V55ZM198 54L200 55V56H198ZM205 54H206V56H205ZM13 55V56H12ZM50 55H52V54H50ZM50 56V57H55V56ZM58 55H57V57H58ZM59 55V56H60ZM70 55V56H69ZM74 55V56H73ZM77 55V56H76ZM139 55H140V53H139ZM197 55V56H196ZM201 55H203V56H201ZM30 56V57H29ZM67 56V57H66ZM86 56V57H87ZM92 56V57H91ZM94 56H96V58L94 57ZM155 56V55H154ZM163 56H167V54L165 55H163ZM171 56V57H172ZM178 56V55H177ZM178 56V57H179ZM182 56V57H181ZM14 57V58H13ZM22 57L24 58V57H26V59L24 58V63L22 64ZM32 57H33V62H34V64H32V65H30L28 62L30 61V59H32ZM36 57H37V59H36ZM57 57H55V58H57ZM68 57H70V58H68ZM75 57V58H74ZM137 57H138V59L139 60H137ZM150 57V61H151V63H150V61H149V58ZM168 57V59H170L169 58V56H167ZM176 57V56H175ZM193 57H195L194 59H193ZM198 57H201V58H198ZM203 57V58H202ZM11 60H10V59ZM29 60H28V59ZM40 58V59H39ZM60 58H62V57H60ZM60 58L58 59V60H60ZM79 58V59H80ZM94 58V59H93ZM98 58V59H97ZM206 58V59H205ZM3 59V60H2ZM12 59H14V61L12 60ZM21 60V64H22V66L24 67L25 65L26 66H31L29 69L30 70H26L27 71V73H25V72H22V71H20L19 69L17 70V68L19 67V65H17L20 61H18V60ZM35 59H36V61H35ZM67 59H66V62H68L67 61ZM117 59V58H116ZM164 59L166 60V62L164 61ZM193 61H192V60ZM26 60H28V62H25ZM41 60H42V62H41ZM58 60H55V61H58ZM198 60L199 61H201V62H198ZM8 61V62H7ZM17 61H18V63H17ZM61 61H63L64 62V60H62L61 59ZM97 61V62H96ZM98 61H99V63H98ZM154 61V60H153ZM154 61V62H155ZM170 61V60H169ZM183 61V60H182ZM31 62V61H30ZM50 62V61H49ZM66 62H64L65 64H66ZM93 62H95V63H93ZM160 62V63H159ZM187 62V63H186ZM194 64L193 66H192V63ZM7 63V64H6ZM17 63V64H16ZM51 63H55L54 62V59H53V61L52 62H50V65H52ZM60 62L58 61V65H56V64H54V65H52L51 67V69L54 71V70H57V69H55V68H58V70L57 71H55L54 73H57V76L58 77H56V78H58L60 81H61V76L63 75V73L65 74V73H68L67 71H69V70H67V67L68 66H63V67H61L62 65H64V63L62 64V62H61V64H59ZM69 63V62H68ZM93 63V64H92ZM135 63V62H134ZM185 63V64H184ZM189 63V64H188ZM16 64V65H15ZM20 64V65H21ZM88 64V65H87ZM97 64H99V65H97ZM133 64V63H132ZM136 64V63H135ZM162 64V65H161ZM181 64V65H180ZM188 64V65H187ZM200 64V65H199ZM11 67H10V66ZM61 65V66H60ZM66 65H69V64H66ZM87 65V66H86ZM96 65V66H95ZM117 65L118 66H120L121 68L119 69L117 66H116V64H115V66L117 67L116 69L118 70V71H122L121 73L120 72H118V73H120V74H122V73H124L123 75L125 76V70H126V68H128L127 66H124V65H121V64H119L118 62H117ZM126 65V64H125ZM153 65L155 66V63H153ZM173 65V68L171 67ZM179 65L181 66V68H182V66H183V69L184 68H186V72L188 71V70H190V68H191V71L194 69V71H189L190 72V74H193V76L192 75H190L189 74V72H187V74L188 75H190V78L191 77H193V78H189V76L188 75H186V73H185V69L182 71V69L179 67ZM187 67H186V66ZM199 65V66H198ZM16 66H18L16 69H13V70H11V68L12 67H16ZM21 66V67H22ZM22 67L23 68V71H24V69L26 68V69H28V67ZM72 66H70V68L72 67ZM93 66H95L93 69L94 70H92L91 68L93 67ZM115 66H113L112 67V69L111 70H113V71H115L114 69H115ZM132 66V67H131ZM134 66V67H133ZM161 66V67H160ZM175 66V67H174ZM177 66V67H176ZM8 67H10V69L8 68V70H7V68ZM32 67H34L33 68V70H37L36 72L35 71H33L32 70ZM89 67V68H88ZM123 67H125V70H124V68ZM195 67H196V69H195ZM199 67V68H198ZM38 68V69H37ZM60 68V69H59ZM65 68V69H64ZM72 68V69H73ZM144 68V69H143ZM150 68H153V69H151L150 70ZM155 68V69H154ZM177 68H178V70H177ZM179 68H180V70H179ZM3 69H6L7 71H8V73L10 72V70H11V73L12 72H14L15 70H17L18 72L20 71L21 73H22V76L20 75L19 76V73H15L16 75H12V76H16V79L14 78V77H12L11 75H10V73H9V77H8V75L6 76L7 77V79L5 80V77L3 78V76H4V73H6V70H3ZM63 69V70H62ZM82 69V70H81ZM88 69H90V70H88ZM100 69V68H99ZM135 69H137V70H135ZM157 69V70H156ZM158 69H161V70H158ZM3 70V71H2ZM22 70V69H21ZM34 72H32V71ZM62 70V71H61ZM71 70V69H70ZM92 70V72L90 73V71ZM98 70V69H97ZM116 70V71H117ZM154 70V71H153ZM16 71V72H17ZM28 71H30L29 73H30V77L29 76H27L28 75ZM72 71V70H71ZM98 71H100V70H98ZM130 71V72H129ZM149 71H151V73L149 72ZM155 71H159V72H155ZM161 71V72H160ZM178 71V72H177ZM76 72V73H75ZM82 73L81 75H80V73ZM94 72V73H93ZM96 72V73H95ZM128 76H129V74L131 73V70L129 69L128 71ZM126 72V73H127ZM137 72H132V74L133 73H135V76H137L136 75V73ZM142 72V71H141ZM154 72V73H153ZM174 72V73H173ZM180 72H182V73H180ZM195 72V73H194ZM20 73V74H21ZM39 75V76H37V74ZM60 73V74H59ZM85 73V74H84ZM137 73V74H138ZM159 73V74H158ZM169 73V74H168ZM172 73V74H171ZM177 73H179V74H177ZM23 74H25L24 76H23ZM32 74V75H31ZM34 74H35V76H34ZM78 74V75H77ZM86 74H87V77H86ZM90 74V75H89ZM98 74H100V73H98ZM132 74H130V76L132 75ZM144 74L142 75V73H141V75L142 76H144ZM158 74V75H157ZM160 74H162V76L160 75ZM175 74V75H174ZM177 74V75H176ZM183 74H185V75H183ZM83 75V76H82ZM123 75H121V76H123ZM126 75V77L125 78H128V76ZM166 75V76H165ZM173 75V76H172ZM43 76H44V74H43ZM60 76V77H59ZM75 76L77 77V76H79V77H77V78H75ZM133 76V75H132ZM131 76V77H132ZM134 76V77H135ZM142 76H138V77H142ZM148 75H146L145 77H147ZM169 76V77H168ZM171 76H172V78H171ZM175 76H176V79H175ZM182 76H185L184 78V80L183 81H181L182 79H183V77ZM186 76H188V79L186 78ZM12 79H11V78ZM25 77V78H24ZM90 77V78H91ZM96 77H97V75H96ZM114 77V76H113ZM112 75L110 76V78H111V80H112ZM130 77V78H131ZM138 77H136V78H138ZM26 78V79H27ZM43 77H41V79H42ZM55 78V74H54V78H52V80L54 81V82H58L57 81V79ZM130 78H128V79H130ZM152 78V77H151ZM152 78V79H153ZM1 79L2 80H5V81H1ZM33 79V78H32ZM54 79H56V81L54 80ZM132 79H134V78H132ZM141 79V78H140ZM175 79V80H174ZM92 79H90V81H91ZM131 80V79H130ZM138 80V79H137ZM137 80H135V82L137 81ZM143 80H144V78H143ZM143 80H141V81H143ZM146 80V79H145ZM145 80H144V82H145ZM193 80V81H192ZM196 80V79H195ZM14 81V82H13ZM15 81H16V83H15ZM32 81V80H31ZM40 81V80H39ZM79 81H78V84H79ZM87 81V80H86ZM126 81H127V79H126ZM166 81H164V82H166ZM5 82V83H4ZM38 82V81H37ZM37 82L35 81V83L37 84ZM75 82V83H76ZM82 82V83H83ZM87 82H89V81H87ZM127 82H129V80L127 81ZM135 82H133V81H131V82H129V83H127V84H125L124 82V84L125 85H123L125 88H127L128 89V87H129V84L130 85H132V84H134ZM147 82V81H146ZM157 82V81H156ZM176 82H177V85L180 83V84H182V82H184L185 84V87L184 86H182V87H180L179 86V88L180 89H178L177 87V85H176ZM186 82H189V81H186ZM138 83H140V81H138ZM110 84H112L113 85V87H111V88H114V83H110ZM148 84H149V82H148ZM162 84H163V82H162ZM179 84V85H180ZM120 85V84H119ZM144 85H146V84H144ZM183 85V84H182ZM0 86L2 87V85H1V83H0ZM111 86V85H110ZM117 86H118V84H117ZM117 86H115V88H117ZM121 86V85H120ZM120 86H118V90L120 91H117V93L119 92L120 94L121 93H124V91H121V88H120ZM147 86V85H146ZM194 86V85H193ZM0 87V88H1ZM2 87V88H3ZM122 87V86H121ZM153 87V88H154ZM125 88H123L122 87V89H124L125 90ZM156 88V89H157ZM117 89H115V90H117ZM155 89V88H154ZM187 89V88H186ZM190 89V88H189ZM32 90V89H31ZM36 90H38V93H39V89H36ZM35 89H33L32 91L33 92H30V93H32V94H35V95H33V96H35L36 97V95H37V97L36 98H38L39 96H42L43 97V95H45L44 94V90H43V95H41V94H38V93H36V92H34V91H36ZM160 90H162V92H159ZM191 90V89H190ZM190 90H188V91H190ZM126 92V96H123L124 94H121V96H122V98H121V100L119 101V102H121L120 104H122L123 102L124 103H126L125 101H126V97H128L127 96V94H128V90H125ZM154 91V90H153ZM152 91V92H153ZM156 91V90H155ZM154 91V92H155ZM165 91V90H164ZM181 91H182V93H181ZM187 91V92H188ZM22 92V91H21ZM41 92V91H40ZM113 92H114V89H113ZM186 92V91H185ZM191 92V91H190ZM24 93V92H23ZM116 92L113 94L114 96L115 95H118V96H120V94L118 93L117 94ZM165 94H164V96H166V97H168L167 95H166V92H164ZM168 93V92H167ZM25 95H26V93H24ZM31 94V95H32ZM192 94V93H191ZM23 95V94H22ZM29 95V94H28ZM129 95V94H128ZM117 96V97H118ZM171 96V95H170ZM169 96V97H170ZM183 96H185V95H183ZM123 97H125V98H123ZM22 98V97H21ZM24 98V97H23ZM27 98V100H30V97H26ZM33 98V97H32ZM64 98V97H63ZM70 98V97H69ZM72 98V97H71ZM71 98H70V100H67L68 99V97L66 98L65 97V99L67 100H64V101H66V103L70 106V108H69V106L62 100L61 102H64L63 104H66L67 105V107H68V110H67V108L65 107V106H63V105H61V106H63L62 108H66V110H65V113L64 112H62V114L64 113L65 114V116H63V117H65V118H67V119H71V118H73L74 116H73V114H72V112L73 113H76V112H80V113H82V112H84V113H82V115L84 116V115H86V116H90V115H92L93 117H96V115H94V114H90V115H87L88 113H87V111L89 110V109H94V110H89V112L90 113H93L94 111L95 112H98L97 110H99V112H98V117H96L97 119H99L100 117H99V114H100V112H101V114L103 113V118H104V115H105V109H107L110 105H115V103H116V105H117V102L116 101H118V99H116V97H115V99H116V101H114L113 99L114 98H111V100H110V102L107 104L106 103V101H104V99L102 100H99L101 103H103L102 104V106H99V105H97L96 103L93 105V103H91L90 101H88V102H90L92 105H90L89 103H87L86 101L84 102V99H81L80 98V100H79V98L78 97H76V98H78V100H76L75 101V97L71 100ZM108 98V97H107ZM40 99V100H39ZM39 99H38V101H36L35 100V104H37L38 106H39V104L41 105L42 103V100H41V97H39ZM125 99V101H123ZM153 99V98H152ZM160 99H157V100H160ZM163 99H165V97L163 98ZM167 99V98H166ZM165 99V100H166ZM169 99V98H168ZM24 100H26L25 98H24ZM74 100V101H73ZM81 100H83V101H81ZM105 100H108L109 101V99H105ZM21 101V100H20ZM19 101V102H20ZM32 101V100H31ZM41 101V102H40ZM71 101H72V103H71ZM98 101V102H99ZM104 101V102H103ZM111 101H113V102H111ZM161 101V100H160ZM25 102V101H24ZM34 102V101H33ZM33 102H31V103H33ZM38 102H40V103H38ZM97 102V103H98ZM99 102V103H100ZM119 102H118V105H119ZM26 103H28V102H26ZM25 103V104H26ZM30 103V102H29ZM28 103V104H29ZM44 103H46V102H44ZM72 105H71V104ZM75 103V104H74ZM77 103V104H76ZM85 103V104H84ZM98 103V104H99ZM101 103H100V105H101ZM111 103V104H110ZM34 103H33V105H35ZM49 103H47V105H48ZM62 104V103H61ZM87 104V105H86ZM89 104V105H88ZM110 104V105H109ZM16 107L17 108H19V109H23V108H21V103H20V106L18 107V105H19V103L17 104L16 103ZM27 105V104H26ZM33 105H31V106H33ZM44 105V104H43ZM47 105L45 104V106L47 107ZM84 105V106H83ZM104 105V106H103ZM108 105V106H107ZM118 105H117V107H118ZM29 106V105H28ZM27 106V107H28ZM36 106V105H35ZM48 106H50V105H48ZM60 106V107H61ZM76 106V107H75ZM92 106V107H91ZM97 106H99V108L97 107ZM26 107V106H25ZM25 107H24V109H25ZM44 107V106H43ZM73 107H75V108H73ZM114 106H111V107H109V110L108 111H110L109 113H107V116L105 115V118H104V121L108 118V119H111V114L112 113H114L115 111V109L116 108H113ZM79 108V109H78ZM80 108H82L81 110H80ZM87 109V111L86 110H84V109ZM98 108V109H97ZM100 108H102V110L100 109ZM19 109H15V110H19ZM34 110V107H32V108H30V106H29V109L28 110ZM48 109V108H47ZM46 109V110H47ZM60 109V108H59ZM72 109V110H71ZM78 109V110H77ZM111 109V110H110ZM114 109V110H113ZM177 109H178V111H177ZM174 108L173 110H175L174 112L176 113V115L178 116V113H180L181 115H179V116H181L182 117V111H180V110H182V109H180L179 110V108ZM187 109H189V108H187ZM186 108H185V111L187 110ZM26 110V109H25ZM25 110H22L23 112H21V113H24V111ZM37 110H39V109H37ZM42 110V109H41ZM41 110H39V111H41ZM51 110L53 111V109L51 108ZM50 110V108H49V112L51 111ZM74 110V111H73ZM80 110V111H79ZM101 110V111H100ZM104 110V111H103ZM170 110H171V112H170ZM168 112H166L165 113V115H167V117H168V115H169V112H170V116H171V113H173V115H174V117L176 116L175 115V113L172 111V109H170ZM39 111H38V113H39ZM43 112H44V110H42ZM63 111V110H62ZM72 111V112H71ZM91 111H93V112H91ZM107 111V112H108ZM112 111H114V112H112ZM178 113H177V112ZM180 111V112H179ZM27 113H29L28 111H26ZM34 112V111H33ZM55 112H57V111H55ZM70 113L71 112V115L69 116V114L68 113ZM112 112V113H111ZM30 113H32V112H30ZM29 113V114H30ZM36 113V112H35ZM35 113H32V114H34V115H36ZM47 113H48V110H47ZM52 113V112H51ZM53 113H54V111H53ZM87 113V114H86ZM111 113V114H110ZM185 113V112H184ZM183 113V114H184ZM1 114V113H0ZM59 114H61V112L59 113ZM52 115V114H51ZM55 114H53V119H54V117L56 118V116H54ZM68 115V117H71V118H68V117H66ZM75 115V114H74ZM108 115H110V116H108ZM17 116V114L13 117V118H15ZM19 116H21V115H18L16 118H15V120L19 117ZM25 116V115H24ZM60 116V115H59ZM76 116V115H75ZM85 116V117H86ZM91 116V117H92ZM170 116H169V118H170ZM92 117V118H93ZM165 118H164V120L166 121V120H168L167 119V117L166 116H164ZM180 117V118H181ZM50 118V117H49ZM57 118H58V114H57ZM57 118L54 120V121H56L57 122ZM74 118H76V117H74ZM87 119H89L88 117H86ZM86 118H83V121H84V119H86ZM96 118H94L95 120H96ZM180 118L178 119V120H180ZM27 118H25V120H26ZM32 119V118H31ZM91 119V118H90ZM101 119V118H100ZM121 119V118H120ZM120 119H118L119 120V122L121 121ZM59 120H60V118H59ZM59 120H58V122H59ZM117 120V121H118ZM163 120V121H164ZM27 121V120H26ZM29 121V120H28ZM28 121H27V123H28ZM51 121H52V118H51ZM54 121H52L53 123H54ZM70 121H73V119L72 120H70ZM98 121V120H97ZM96 121V122H97ZM99 121H101V120H99ZM106 121H108V120H106ZM113 121H114V119H113ZM112 121V122H113ZM162 121V122H163ZM170 121H173V119L171 120L170 119ZM170 121H168V122H170ZM57 122V123H58ZM85 122H87L86 120H85ZM109 122H111L110 120L107 122V124L109 123ZM174 122H178V121H175L174 120ZM52 123V125L54 126V124H57V123H54L53 124ZM99 123V122H98ZM102 122H100L99 124H101ZM103 123H105L106 124V122H103ZM171 123V124H170ZM169 124L170 125H173V127H176L177 125H175L176 123H173V122H170ZM173 123V124H172ZM29 124V123H28ZM116 124H118V123H116ZM163 124H165V123H163ZM178 124H179V127H180V125H182V123H181V121H180V123L178 122ZM104 125V124H103ZM175 125V126H174ZM57 125H55V127H56ZM169 126V125H168ZM166 127L165 126V128L167 129V128H170V126L169 127ZM172 126H171V129L173 128ZM177 128V129H180V128ZM12 128V127H11ZM14 128V127H13ZM174 129V128H173ZM176 129V128H175ZM9 132H10V130H9ZM11 133H12V129H11ZM14 133V132H13ZM7 139V138H6ZM3 145H4V149L3 148H1L2 150H5L6 151V153H7V155L6 156H2V158L3 159H1V157H0V164H2L3 166L5 165H7V167H6V169L8 170V166H9V162L7 161V160H11L12 158V160L13 161H19V160H27L28 159V156H27V152H23V150L21 149V148H19V146H18V142H17V139L15 138V137H12L11 139L9 138L7 141H5V143H3ZM34 146H36V144L34 145ZM126 146V145H125ZM1 147H3V146H1ZM38 147V146H37ZM127 149H129L130 150V152H128L129 154H132L133 152L131 151V149L130 148H128V147H126ZM126 148H123L124 149V151H125V153L123 152V150H122V152L124 153V155L127 153L126 152ZM1 149H0V156L1 155H3V153H5V151L3 152V151H1ZM3 152V153H2ZM132 152V153H131ZM128 153L126 154V155H128ZM11 154V155H10ZM56 154L57 153H55V155H54V158H52V160L53 161H51L49 164L53 167H51V170L52 169H55V172H54V170L53 171H51L50 173H52L53 174V176L55 175L56 177H53V178H56V180L55 179H53L52 178V176H51V178L53 179H49V181H48V183L49 182H51L50 180H52V182H53V184L55 185L56 183H57V188L58 187H60L61 185H62V183H60L61 185H59L58 186V182L59 181H61L62 179H64V178H62V175H63V173H64V175L65 176H69L68 174H69V172H70V174H71V171H72V168L70 169V167H68L67 169H66V172L64 171H61L62 173H61V175H59V173H58V175L60 176V179H59V177L57 176V172H56V169H57V167H56V163L58 162L55 158H57V157H59L60 155H57V157H56ZM5 155V154H4ZM47 155H50V154H47ZM46 155V156H47ZM45 156V155H44ZM45 156V157H46ZM128 156H131V155H128ZM160 156V155H159ZM6 157H9V159L8 158H6ZM44 157V159L45 160H47L46 158ZM53 157V156H52ZM126 157V156H125ZM6 158V159H5ZM38 157H34V160L36 159V160H38L37 159ZM42 158V157H41ZM49 158V157H48ZM130 158V157H129ZM160 158V157H159ZM4 159H5V161H4ZM161 159V158H160ZM163 159H164V156H163ZM11 160V161H12ZM43 160V159H42ZM49 161L51 160V159H48ZM5 163H4V162ZM54 161H55V163H54ZM57 161V162H56ZM7 162H8V164H7ZM44 162V161H43ZM42 162V163H43ZM47 162V161H46ZM46 162H44V163H46ZM4 163V164H3ZM13 163V162H12ZM43 163V165H44V167H45V164ZM48 163H46V165L48 166ZM52 164H54V165H52ZM155 164V163H154ZM1 165V168L3 167ZM40 165L41 164H39V163H36L34 166H33V168H32V170H31V172H30V174H29V176L26 178V179H28L27 181H25V182H22V180H20L21 182H18L19 180H17V179H15V184H14V182H11V175L10 174H8V176H6L7 175V173H6V175L4 174L5 173V171H4V169H2V172L0 173L1 175H0V180H1V178L2 179H4V180H2V181H0L1 183H2V185L0 184V192L2 191V192H6V195H5V198H7V199H4L3 200V198H4V196L3 197H1L0 199L1 200H3V201H1L0 200V221L2 222H0L1 224H0V240H1V242H0V264H13V263H15L16 264V262H18L19 264H33L34 262H35V259H37L36 258V254L37 253H39V255L41 254V252L40 251H42L41 249H42V247H44L43 245H41V244H37V241H42V240H45V239H47V237L45 238L44 237V234L43 233H45L46 231H48L49 229L48 228H53L54 229V227H56V226H54L53 225V227H51V225L52 224H54V223H56V221H55V218H59V215H58V217H56L57 215H54V216H52V214H51V212H53V210L54 209H56L57 210V204L59 203L58 201H55V199H57V200H59L60 201V199L59 198H55L54 199V197H56V196H54V193L55 192H53V191H55L56 189H54L53 191H52V187H55L53 184H52V186H51V184H50V186H51V192H50V188H48V187H50V186H48V183L46 182L45 184H47L46 186H47V188H48V192L49 193H46V198L48 197V198H52L53 199V201H52V199H48L47 198V201H46V199H45V196H44V198H43V196H42V194L43 195H45V192H44V189H43V191H42V189L41 188H45L46 186H44L43 185V187L41 186V185H39V186H36L37 184H39V182H40V179H39V182L37 181L38 179H36V177L38 176L37 174L39 173H37L36 171H38V169H40ZM156 165V164H155ZM4 166V167H5ZM39 166V167H38ZM58 166V165H57ZM35 167V168H34ZM38 167V168H37ZM49 167V166H48ZM154 167H156V166H154ZM45 169H46V167H45ZM47 170H49L50 171V168L49 169H47ZM46 170V171H47ZM1 171V170H0ZM9 173V172H8ZM34 173H36L35 175H34ZM50 173H48V177H49V174ZM68 173V174H67ZM7 177H5V176ZM35 178H34V177ZM64 176V177H65ZM58 177V178H57ZM30 178V179H29ZM38 178V177H37ZM7 179V180H6ZM26 179H24V180H26ZM36 179V182L34 181ZM66 179V178H65ZM6 180V181H5ZM9 180V181H8ZM14 180V179H13ZM59 180V181H58ZM31 181H34V183L32 182L31 183ZM58 181V182H57ZM65 181V180H64ZM67 181L68 180H66V184H67ZM4 182H5V184H7V188L9 187V189H6V187H5V184H4ZM7 182V183H6ZM8 183H10V184H12V186H14V188H15V186L16 187H18L17 188V190L19 191L18 192V194L20 195V197L18 196L17 197V199L19 198V200H17L16 198H15V200H14V196H13V187L12 186H10V184H8ZM19 183V185L17 186L16 184H18ZM64 183V182H63ZM24 184L26 185H28L29 184V186L31 187H29V190H28V187H26V189H25V192H23V188H24ZM31 184V185H30ZM34 184V185H33ZM36 184V185H35ZM9 185V186H8ZM63 185H65V184H63ZM23 186V190H21V189H19L20 187H22ZM34 186H36L35 188L37 189V193H40L41 191V193H40V195L38 194L37 195V193H36V189L34 188ZM66 186V185H65ZM4 187H5V190H3L4 189ZM10 187H11V191H10ZM34 188V189H33ZM61 188H64V187H62L61 186ZM30 189H32L31 191H30ZM41 189V190H40ZM9 190V191H8ZM15 190V189H14ZM17 190H16V192H17ZM40 190V191H39ZM28 191L29 192H31L30 194H27L28 193ZM45 191H46V188H45ZM1 192V193H2ZM53 192V196H51L50 194ZM82 192V191H81ZM81 192H80V194H81ZM0 193V194H1ZM9 193V194H8ZM11 193H12V195H11ZM22 193L24 194H27V196H26V198H25V196H24V198H22V199H20L21 197H23L22 196ZM33 194H35L36 196H33ZM15 195H17V194H15ZM11 199V196H13V199H11V200H9V198ZM51 196V197H50ZM29 197V198H28ZM29 199V200H31V201H33L32 203H34L35 202V204H33V205H31L32 203L31 202H29V200L26 202L25 201V199ZM43 198V200H45V203H44V201L42 202V199ZM35 199L37 200V201H35ZM13 200V201H12ZM18 201L17 203L15 202V201ZM22 200V201H21ZM49 200V201H48ZM6 201H7V203H6ZM9 201V202H8ZM39 201V202H38ZM50 201L51 202H53L54 204H55V202H56V207L54 206V204H53V206L54 207H50V205L51 204H49L50 203ZM55 201V202H54ZM3 202V203H2ZM41 202V203H40ZM58 202V203H57ZM14 203H16V204H14ZM20 203V204H19ZM42 203H44L43 205H45L46 203L47 204H49V208H48V211L50 212H47V209H45L46 207V205L45 206H43L42 205ZM6 204H8V205H6ZM26 204V205H25ZM41 205V207H39ZM31 206V207H30ZM32 206H34V207H32ZM5 207V208H4ZM38 207V208H37ZM58 207H59V205H58ZM11 208V209H10ZM32 208H34L35 209V211L32 209ZM60 208V207H59ZM18 209V210H17ZM19 209H21V210H19ZM30 209V210H29ZM41 209V210H40ZM52 209V210H51ZM12 210V211H11ZM18 212H17V211ZM25 210V211H24ZM15 211V212H14ZM29 211V212H28ZM26 214H25V213ZM34 212V213H33ZM58 213L60 212V211H57ZM57 212H55V213H57ZM12 213V214H11ZM20 214V215H19ZM30 215V216H28V215ZM13 215H14V217H13ZM19 216V217H18ZM21 216H23V218L24 217H26V218H22ZM29 218H28V217ZM45 216H46V219H45ZM52 216V218H51V220L50 219H48V217L50 218ZM81 216V215H80ZM10 217V218H9ZM18 217V218H17ZM55 217V218H54ZM5 218V219H4ZM16 218V219H15ZM33 218V219H32ZM54 218V219H53ZM14 219V220H13ZM21 219V220H20ZM22 219L23 220H25L24 222L22 221ZM30 219V220H29ZM54 221H53V220ZM83 219V218H82ZM28 220V221H27ZM46 220H50V221H52V223L50 222V221H47V222H45ZM84 220V219H83ZM13 222V223H12ZM19 222H23V223H25V224H19ZM36 223V224H38V225H36V224H34L33 225V223ZM47 223L46 225L48 226V224H51L49 227H46L45 228V225L41 228V225L43 224V223ZM5 223V224H4ZM10 223H12V224H10ZM17 223H18V226H17ZM27 223V224H26ZM39 224H40V226H39ZM4 225V226H3ZM27 225H28V227H27ZM35 225L38 227V231H37V227H35ZM55 225H57V224H55ZM81 225H83L82 227H81V229L82 228H87V226H85V224L84 223H82ZM87 225V224H86ZM14 226H16V227H14ZM9 227V228H8ZM11 227H14L13 228V230H12V228ZM33 229V227H34V229L33 230H35V231H32V233L33 234H31V228ZM88 227H89V225H88ZM2 228L4 229V230H2ZM7 228V229H6ZM18 228H19V230H18ZM27 228V229H26ZM43 228H45V229H43ZM15 229V230H14ZM21 229V230H20ZM31 229V230H30ZM39 229H41V232L39 231ZM48 229V230H47ZM84 229L82 230L83 232H84ZM8 230V232L6 233L5 231H7ZM16 230H17V232H16ZM22 230H24L23 232H21ZM27 230V231H26ZM43 230L45 231V232H43ZM3 231H4V233H5V235L6 234H9V235H7V236H4V233H3ZM26 231V232H25ZM11 232H14V233H12L11 234ZM19 232H21V233H19ZM25 232V233H24ZM43 232V233H42ZM18 233V234H17ZM30 233V234H29ZM11 234V235H10ZM23 234H25V235H23ZM38 234H39V236L41 237H39L38 236ZM48 235L49 234H51L49 231H48V233H47ZM15 235V236H14ZM27 235V236H26ZM29 235V236H28ZM31 235V236H30ZM45 235H46V233H45ZM11 238H10V237ZM18 236H20V238L21 239H19V237ZM26 236V237H25ZM34 236V237H33ZM35 236H36V240H35ZM5 237V238H4ZM8 237H9V239H8ZM32 237H33V239H32ZM2 238L5 240V241H3L2 240ZM30 240L31 239V241H28V239ZM45 238V239H44ZM9 240V241H7V240ZM27 239V240H26ZM51 239V238H50ZM18 240V241H17ZM21 241V242H20ZM46 241V240H45ZM7 242V244H5V243ZM27 242H33V243H31V245L32 246H30V251H35V253L33 252L32 254H31V252L29 251V245H30V243H27ZM40 242H38V243H40ZM44 242V241H43ZM50 242V241H49ZM2 243L3 244H5V245H2ZM42 243V242H41ZM18 244V245H17ZM22 246H21V245ZM26 246H25V245ZM27 244H29V245H27ZM44 244V243H43ZM36 247H35V246ZM37 245H40L39 246V248L37 247ZM2 246H3V248L5 249H3L2 248ZM17 246V247H16ZM33 249H32V248ZM19 248V249H18ZM26 248V249H25ZM38 249V251H37V249ZM28 249V250H27ZM44 249H46V248H44ZM64 250V249H63ZM21 251V252H20ZM27 251V252H26ZM17 252V254H14V253H16ZM21 253V254H20ZM62 253V252H61ZM64 253V252H63ZM62 253V254H63ZM18 254H19V256H21L22 255V257L24 256L25 257V255H26V257L24 258L25 260H29V259H31L30 261H32V262H28V263H25L24 261H22V260H19V259H17V256H18ZM24 254V255H23ZM33 254H35V258L33 257V258H30V256L32 257V255ZM38 255V256H39ZM43 254H41V256H42ZM4 256V257H3ZM18 256V258H20ZM21 257V259H23ZM29 257V258H28ZM5 258V259H4ZM9 258V259H8ZM17 259V260H19V261H17V260H13V259ZM23 259V260H24ZM33 259V260H32ZM39 259V258H38ZM9 260V261H8ZM27 260V261H28ZM14 261V262H13ZM37 262H38V260H36ZM37 264V263H36Z\"/></svg>","mask_w":264,"mask_h":264}]
</instances>
